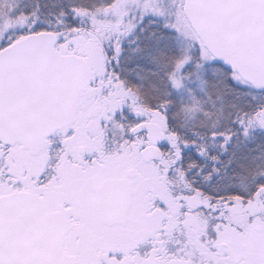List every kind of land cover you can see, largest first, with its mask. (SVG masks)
I'll use <instances>...</instances> for the list:
<instances>
[{"label":"snow or ice","instance_id":"obj_1","mask_svg":"<svg viewBox=\"0 0 264 264\" xmlns=\"http://www.w3.org/2000/svg\"><path fill=\"white\" fill-rule=\"evenodd\" d=\"M0 264H264V0H0Z\"/></svg>","mask_w":264,"mask_h":264}]
</instances>
